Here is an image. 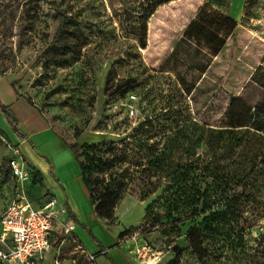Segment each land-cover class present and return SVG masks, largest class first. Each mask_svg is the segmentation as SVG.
I'll use <instances>...</instances> for the list:
<instances>
[{
  "label": "rangeland",
  "instance_id": "1",
  "mask_svg": "<svg viewBox=\"0 0 264 264\" xmlns=\"http://www.w3.org/2000/svg\"><path fill=\"white\" fill-rule=\"evenodd\" d=\"M8 1L16 5L14 18L8 14ZM139 2L143 1L0 0V74L42 111L66 148L75 141H116L147 119L149 143L174 134L178 140L174 158L185 161L199 156L205 162L212 153L206 141L224 121L230 96L246 109L264 92L251 79H264V0H169L148 17L145 40L136 41L123 36L113 11L119 3ZM61 10L78 21L72 41L58 40L54 14ZM7 27L12 35L5 37ZM211 28L224 40L218 51L213 48L216 38ZM255 122L264 125V116L256 115ZM187 137L189 146H179ZM239 137L232 135L231 140L237 142ZM242 138L245 150L237 164L247 173L236 187L243 203L236 235L206 239L204 255L195 254L183 235L162 230L161 222L171 220L163 206L156 204L151 216L144 217L145 206L155 196L148 190L153 187L148 179L156 181L157 176L140 168L132 172L134 180L112 223L95 215L80 175L72 178L71 193L82 209L83 217L77 215L91 232L87 235L94 234L109 247V255L103 256L117 264H173L178 254L179 264H264V167L250 170L247 155L257 148L254 163L264 162V132ZM14 149L0 122V212L17 191L11 171L4 166ZM34 151L45 160L43 153ZM145 154L139 153L143 162ZM72 161L78 165L74 154ZM32 178L33 172L23 189L30 200L39 202L50 189L44 176L39 182ZM158 213L161 218H156ZM58 239L56 263L50 264H96L95 252L73 232ZM136 248L143 250V258Z\"/></svg>",
  "mask_w": 264,
  "mask_h": 264
},
{
  "label": "trees",
  "instance_id": "2",
  "mask_svg": "<svg viewBox=\"0 0 264 264\" xmlns=\"http://www.w3.org/2000/svg\"><path fill=\"white\" fill-rule=\"evenodd\" d=\"M142 1L139 2V5L119 3V6H116L113 11L123 36L136 41L145 40L148 17L159 4L169 0ZM11 2H7L6 8L9 16L14 18L16 5ZM54 17L58 21V40L72 41V38L76 36L74 30L78 25L77 19L73 14L62 10L56 11ZM225 18L228 19V17ZM216 29L211 28V35L216 38L213 48L218 51L224 40ZM11 35L12 28L7 27L3 36ZM251 79L253 85L257 84L264 88V79H256L255 76H252ZM15 92L18 96H24L16 90ZM24 97L33 104L29 97ZM235 100V97L230 96L224 121L213 129V132L216 133L213 139L206 141L207 147L212 153L205 162L201 161L199 156L196 159L185 161L174 158L172 154L177 146L174 145V142L178 143L174 134L168 133L170 135H167L160 143L156 140L149 143V139L152 138L151 122H148L147 119L134 127L131 134H126L116 141L102 139L66 144L78 161L82 184L92 203L95 215L112 223L117 206L124 199L129 184L134 180L132 172L137 170L135 168H140V171L144 173L153 170L157 176L156 181L148 179L149 184H153V187L148 190L150 193L154 191L155 196L151 200L152 202L145 206L144 217L151 216L156 204L163 206L171 220H167L165 225H162L163 223L159 219L160 227L169 235H183L188 247L195 254L204 255L206 239L236 235L239 218L243 211L240 191L236 187L241 184L240 182L247 173L243 172L237 161L241 162L238 158L243 155L245 150L244 147L242 148V136L250 133L254 138L261 136V133L264 132V125L255 122L256 115L264 116V92L252 106L246 109L236 104ZM0 109L11 129L20 138L26 139V135L18 126V119L10 108L0 101ZM238 134H240L239 141L231 140L232 135ZM186 139H188L187 142L179 141V146L187 148L190 139L188 137ZM219 140H223V142L220 144ZM29 143L32 145L30 141ZM32 147L36 149L33 145ZM220 148L223 149L218 151ZM141 151L146 152L144 162L139 159ZM257 152V148L247 151L252 164L250 170L264 167V162H260L259 166L254 163ZM44 158L53 175L50 159L46 155ZM4 166L5 171L10 172L8 157L4 159ZM32 168V181L39 182L40 178L42 179L40 171L35 167ZM161 178L164 179L163 183L159 181ZM153 188L157 189L153 190ZM64 204L68 215L74 221L77 220L66 200ZM161 216L158 213L156 218H161ZM187 221L189 222L188 227L182 232V226ZM59 242L60 239L54 240V246H58ZM107 258L111 260V258ZM112 263L117 264L113 261ZM173 264H179V254Z\"/></svg>",
  "mask_w": 264,
  "mask_h": 264
},
{
  "label": "built area",
  "instance_id": "3",
  "mask_svg": "<svg viewBox=\"0 0 264 264\" xmlns=\"http://www.w3.org/2000/svg\"><path fill=\"white\" fill-rule=\"evenodd\" d=\"M9 166L17 191L0 212V264L56 263L53 241L71 235L74 220L64 202L49 191L39 202L27 197L23 184L32 174L17 149L9 157ZM136 251L144 257L142 249L136 248Z\"/></svg>",
  "mask_w": 264,
  "mask_h": 264
},
{
  "label": "crops",
  "instance_id": "4",
  "mask_svg": "<svg viewBox=\"0 0 264 264\" xmlns=\"http://www.w3.org/2000/svg\"><path fill=\"white\" fill-rule=\"evenodd\" d=\"M0 94V101L10 108L11 112L18 119L19 128L26 135V139H23L13 130L12 132L0 109V122L4 125L5 131L11 135L12 143L16 145L20 155L30 161L32 167L39 169L40 176L42 178L44 176L45 185L50 189L49 192L55 195L56 191H58V194H56L58 197H56L62 202L67 201L68 207L77 219L74 221L75 228L72 232L88 250L95 252V254L97 253L95 255L96 264H113L110 259H106L103 256L105 254L109 255L110 248L105 246L94 234L90 235L93 240L87 235V232L88 234H91V232L88 231L87 225L81 219L83 217L82 209H80V204L76 200L77 198L75 199L71 193L70 183L72 178L80 175L79 166L72 161V151L64 147L65 144L62 142L59 134L54 130L42 111L29 102L24 97L25 95L18 96L6 76L2 74H0ZM29 141L39 152L50 159L53 164L54 178L49 175L50 167L48 163L38 156ZM111 259L116 263L114 258Z\"/></svg>",
  "mask_w": 264,
  "mask_h": 264
}]
</instances>
